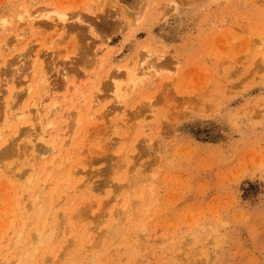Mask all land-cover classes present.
Segmentation results:
<instances>
[{"label": "rangeland", "instance_id": "rangeland-1", "mask_svg": "<svg viewBox=\"0 0 264 264\" xmlns=\"http://www.w3.org/2000/svg\"><path fill=\"white\" fill-rule=\"evenodd\" d=\"M0 264H264V0H0Z\"/></svg>", "mask_w": 264, "mask_h": 264}, {"label": "bare ground", "instance_id": "bare-ground-1", "mask_svg": "<svg viewBox=\"0 0 264 264\" xmlns=\"http://www.w3.org/2000/svg\"><path fill=\"white\" fill-rule=\"evenodd\" d=\"M38 13V11H33V12H29V11H27V10H24V13L21 15V18H22V21H24L28 26H31L32 24H34L35 23V21L37 20V19H41V18H49L50 16H51V14H55L56 16H57V18L55 19V20H52V25H51V27L56 31V32H60V33H62V32H64L65 30H66V28L68 27V24H69V22L71 21V19H69L68 17H67V15H65V14H61V13H59L58 11H51V12H49V13H47L46 15H43L42 17L40 16V17H38V16H36V14ZM77 20L78 21H81V19H80V17H78L77 18ZM25 24V25H26ZM42 23H40L39 25H41ZM37 25V24H36ZM35 62H36V60L34 61V64H35ZM156 62H157V60L156 59H152V55L151 54H147V55H145L144 56V59H142V60H140V62H139V65H138V69H137V71L138 70H140V72L141 73H143V74H150V75H155V74H157V72H156V70H155V65H156ZM37 63V62H36ZM120 75H121V73H120ZM127 75L128 76H132V77H134L135 75H136V73H135V71L133 72V71H127ZM33 77H32V80L33 79H35V76L34 75H32ZM40 79H38L40 82H44L45 83V76H42V77H39ZM114 80V79H113ZM114 86H115V88H116V91H118V86L116 85V84H114ZM98 100L99 99H97L96 98V100L94 101V104L96 103V102H98ZM25 112H17V114L15 113V117L17 118L18 117V119H21L22 117H24L25 116ZM48 115H49V112H48ZM46 122V121H45ZM47 123V122H46ZM47 127V126H46ZM48 127H49V124H48ZM35 129V128H34ZM45 130V126H44V124H43V126H42V129L41 130ZM36 132V131H35ZM34 132V133H35ZM33 133V134H34ZM36 134H37V132H36ZM35 136V135H34ZM35 138V137H34ZM36 138H37V136H36ZM27 144H28V142H27ZM26 145V144H25ZM26 147H28V146H26ZM35 147V146H34ZM27 149V148H26ZM29 149V148H28ZM28 149L26 150V151H28ZM25 150V149H24ZM31 149H29V151H30ZM7 151H9V150H7ZM37 150H35L34 148H33V146H32V152L30 153V155L28 154V156L27 157H30V163H31V167H32V170H31V172H32V174L31 175H29V173L28 172H25V173H22L21 175L23 176V177H27V178H31L32 176H33V174H34V170L35 169H33V166H34V164H35V160H42V159H45L44 157H45V154H43L42 152H36ZM51 151V150H50ZM49 151V152H50ZM24 152V151H23ZM6 153V152H5ZM9 153V152H8ZM23 157V156H22ZM26 158V157H25ZM24 160V159H23ZM28 160V159H27ZM52 164H53V161L52 162H50L49 164H47L46 165V167H45V169L47 170L48 168H50V166H52ZM29 176V177H28ZM30 180V179H29ZM28 262H30V261H28Z\"/></svg>", "mask_w": 264, "mask_h": 264}]
</instances>
